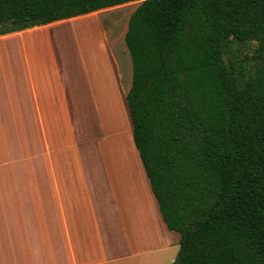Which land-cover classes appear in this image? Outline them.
<instances>
[{"label": "trees", "instance_id": "obj_1", "mask_svg": "<svg viewBox=\"0 0 264 264\" xmlns=\"http://www.w3.org/2000/svg\"><path fill=\"white\" fill-rule=\"evenodd\" d=\"M92 13L175 262L264 264V0H0V36Z\"/></svg>", "mask_w": 264, "mask_h": 264}, {"label": "crops", "instance_id": "obj_2", "mask_svg": "<svg viewBox=\"0 0 264 264\" xmlns=\"http://www.w3.org/2000/svg\"><path fill=\"white\" fill-rule=\"evenodd\" d=\"M84 17L90 14L0 36V43L16 39L19 56V72L9 67L4 73L0 98V264H171L169 249L179 237L165 227L160 213L168 232L151 228L157 222L151 189L144 186L140 201L125 195L107 206L101 200L107 176H120V169L84 166L59 63L46 65L26 39L39 29ZM86 75L90 89L92 83L96 89V106L104 100L100 77ZM108 83L110 91L115 83L120 89L117 74ZM133 169L131 183L141 174L138 163Z\"/></svg>", "mask_w": 264, "mask_h": 264}, {"label": "rangeland", "instance_id": "obj_3", "mask_svg": "<svg viewBox=\"0 0 264 264\" xmlns=\"http://www.w3.org/2000/svg\"><path fill=\"white\" fill-rule=\"evenodd\" d=\"M109 10L104 12H109ZM95 15L93 13L88 18L61 22L50 28L39 29L27 35L26 39L28 38L27 40H30L33 46L35 45L33 52L35 50L46 65H49L48 60H55L59 63L63 77L62 84L68 91L71 103L75 127L74 140L75 143H80L84 166L91 170L94 168L99 170L103 168L120 169V176L115 172L107 176L106 185L108 187H106L105 198L100 197L102 201L105 199L108 206V204H119L125 195H130V198L135 197L140 201L143 199L144 186L149 192L150 188L132 141L130 119L124 98L116 83L111 91L108 86L111 76L115 80L116 62L104 47ZM104 16L110 19L107 24L109 31L115 32L118 26V13H107ZM15 43L16 39L0 43V98L4 73L9 72V67L14 73L19 72V65H17L19 56L14 47ZM88 73L94 76L97 74L98 78L100 77L102 85L100 93L102 92L104 105L98 102L95 106L93 94L96 89L93 83L92 90L90 89L89 80L86 78ZM105 85L106 88H104ZM2 145L0 143V149ZM135 162L138 163V170L141 174H138L139 178L135 175L137 182L131 183L128 173L130 167L132 169L135 167ZM136 177L133 176V178ZM112 186L117 189L112 190ZM154 205L156 206L155 203ZM155 210L157 222L149 223L151 228L153 226L156 231L168 232L161 221L157 206ZM111 213V209L107 207V214ZM173 237L177 235L171 232V238ZM177 253L178 245L169 249V256L174 260ZM126 262H132V260ZM173 263L172 261L171 264Z\"/></svg>", "mask_w": 264, "mask_h": 264}, {"label": "water", "instance_id": "obj_4", "mask_svg": "<svg viewBox=\"0 0 264 264\" xmlns=\"http://www.w3.org/2000/svg\"><path fill=\"white\" fill-rule=\"evenodd\" d=\"M173 264H177L176 262H174Z\"/></svg>", "mask_w": 264, "mask_h": 264}]
</instances>
